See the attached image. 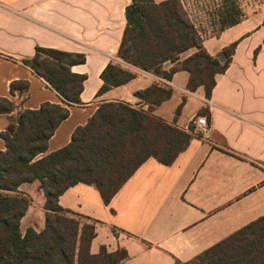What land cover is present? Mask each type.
Segmentation results:
<instances>
[{
  "label": "crops",
  "instance_id": "0c3cea01",
  "mask_svg": "<svg viewBox=\"0 0 264 264\" xmlns=\"http://www.w3.org/2000/svg\"><path fill=\"white\" fill-rule=\"evenodd\" d=\"M131 2L0 0V97L17 105L11 116L45 102L62 103L64 98L22 59L32 57L36 46L85 55L84 63L71 66L72 72L86 75L82 103L68 106L69 115L48 141L47 152H52L68 145L76 128L102 103L126 102L148 111L138 91L153 85L171 89L152 114L193 135L174 162L148 158L108 204L94 185L84 182L67 188L59 204L96 222L92 253L102 246L110 252L125 248L128 258L119 264H186L264 215V8L204 38L207 52L221 62L237 41L207 97L204 86L188 89L190 72L185 69L168 80L118 56ZM193 52L164 63L163 69L169 71ZM109 63L129 68L135 76L98 94ZM17 81H26L28 89L12 92ZM197 116L206 117L208 131H195ZM11 129L10 119L0 116V134ZM5 148L0 136V149ZM19 191L31 200L21 219L22 232L28 227L42 231L47 209L41 182H25Z\"/></svg>",
  "mask_w": 264,
  "mask_h": 264
},
{
  "label": "trees",
  "instance_id": "16d2710c",
  "mask_svg": "<svg viewBox=\"0 0 264 264\" xmlns=\"http://www.w3.org/2000/svg\"><path fill=\"white\" fill-rule=\"evenodd\" d=\"M214 35L237 24L246 12L240 0H219L212 11ZM127 25L118 56L135 67L171 79L179 69L190 72L188 89L204 86L207 97L215 76L223 72L237 41L221 62L204 47L207 36L197 27L182 0H132L126 8ZM169 71L164 63L178 61ZM42 76L64 99L45 102L37 109H22L15 116V102L0 97V116H7L13 129L0 134L6 148L0 149V264H119L128 258L125 248L91 252L96 236L95 221L82 218L59 204L60 195L79 182L94 185L108 204L123 184L148 158L172 164L188 146L192 133L179 129L152 114L167 100L171 89L153 85L137 95L149 104L148 111L126 102L102 103L85 125L76 128L71 142L47 152L48 141L69 115L71 104H81L80 93L86 75L71 71L85 62L83 53L36 46L32 57L22 59ZM135 72L109 63L98 94L133 78ZM14 89H28L26 81L12 83ZM39 180L46 196V224L42 231L28 227L21 219L30 198L19 191L21 184ZM186 264H264V215L238 229Z\"/></svg>",
  "mask_w": 264,
  "mask_h": 264
},
{
  "label": "rangeland",
  "instance_id": "374dc122",
  "mask_svg": "<svg viewBox=\"0 0 264 264\" xmlns=\"http://www.w3.org/2000/svg\"><path fill=\"white\" fill-rule=\"evenodd\" d=\"M182 2L186 10L190 14L192 20L197 24V27L203 28V30L207 35H213L214 32L217 31L216 27L212 24L213 23L212 11H213V7L219 2V0H182ZM240 2L244 7L246 15H249L252 12L264 8V0H240ZM186 53L187 52L182 54L181 57ZM169 62L171 61H168L165 64L168 65ZM180 63L181 61L178 64Z\"/></svg>",
  "mask_w": 264,
  "mask_h": 264
},
{
  "label": "built area",
  "instance_id": "2783aa9c",
  "mask_svg": "<svg viewBox=\"0 0 264 264\" xmlns=\"http://www.w3.org/2000/svg\"><path fill=\"white\" fill-rule=\"evenodd\" d=\"M193 124L197 126L195 131L199 129L201 132H206L209 129V123L205 116H197L193 120Z\"/></svg>",
  "mask_w": 264,
  "mask_h": 264
},
{
  "label": "water",
  "instance_id": "95a60500",
  "mask_svg": "<svg viewBox=\"0 0 264 264\" xmlns=\"http://www.w3.org/2000/svg\"><path fill=\"white\" fill-rule=\"evenodd\" d=\"M218 57H219L221 60H223L225 56H224L223 53H220V54L218 55Z\"/></svg>",
  "mask_w": 264,
  "mask_h": 264
}]
</instances>
